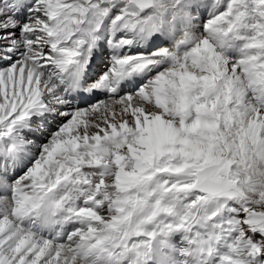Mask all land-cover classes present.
<instances>
[{
  "label": "snow or ice",
  "instance_id": "1",
  "mask_svg": "<svg viewBox=\"0 0 264 264\" xmlns=\"http://www.w3.org/2000/svg\"><path fill=\"white\" fill-rule=\"evenodd\" d=\"M0 264H264V0H0Z\"/></svg>",
  "mask_w": 264,
  "mask_h": 264
}]
</instances>
